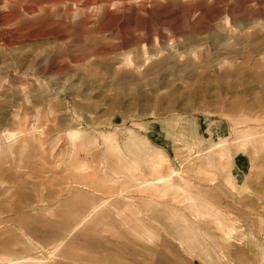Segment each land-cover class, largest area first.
<instances>
[{
	"label": "rangeland",
	"instance_id": "obj_1",
	"mask_svg": "<svg viewBox=\"0 0 264 264\" xmlns=\"http://www.w3.org/2000/svg\"><path fill=\"white\" fill-rule=\"evenodd\" d=\"M12 263L264 264V0H0Z\"/></svg>",
	"mask_w": 264,
	"mask_h": 264
},
{
	"label": "bare ground",
	"instance_id": "obj_2",
	"mask_svg": "<svg viewBox=\"0 0 264 264\" xmlns=\"http://www.w3.org/2000/svg\"><path fill=\"white\" fill-rule=\"evenodd\" d=\"M165 182V181H164ZM161 183H163V182H161ZM10 263V262H9ZM13 264V263H12Z\"/></svg>",
	"mask_w": 264,
	"mask_h": 264
}]
</instances>
